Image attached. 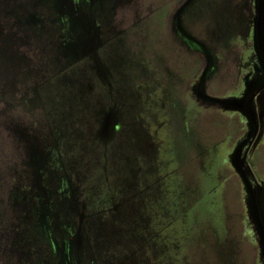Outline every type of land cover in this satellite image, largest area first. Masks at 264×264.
I'll use <instances>...</instances> for the list:
<instances>
[{
	"label": "rangeland",
	"instance_id": "rangeland-1",
	"mask_svg": "<svg viewBox=\"0 0 264 264\" xmlns=\"http://www.w3.org/2000/svg\"><path fill=\"white\" fill-rule=\"evenodd\" d=\"M43 1L0 0V264H264L239 168L258 116L248 163L264 223V92L259 111L249 102L263 75L237 95L234 66L256 0L91 6L114 101L92 61L76 62L94 51L88 28L51 24ZM194 75L224 101L188 92ZM101 127L105 145L115 142L106 155Z\"/></svg>",
	"mask_w": 264,
	"mask_h": 264
},
{
	"label": "flooded vegetation",
	"instance_id": "flooded-vegetation-1",
	"mask_svg": "<svg viewBox=\"0 0 264 264\" xmlns=\"http://www.w3.org/2000/svg\"><path fill=\"white\" fill-rule=\"evenodd\" d=\"M81 1L88 8V12L89 13L88 12H87V14L85 13L86 17H83L84 15L82 16V14H80V13L79 14L74 13L73 7L76 6V3L78 2L77 0H54L55 3L52 0H44L42 3L40 2L38 4V8H40V9L43 8V10L47 11L48 17H49L48 20L51 21V24H55V23L66 24L67 23L68 24V26H67L68 28H73V27H75V25L74 24L69 25V24L75 22L76 24H81L80 25L81 28H82L83 25L86 28H88V35L85 36L84 39H86L87 42H88V39H89V42H91L92 47H94V51H90V45L88 43L89 46L88 47L87 46L84 47V50L81 51V56L78 57L80 60L77 58L76 62L77 61L83 62L84 60H91L92 61V65H93V67H92L93 69L92 70L95 72L98 81H100V83L102 84V86H101L102 91L106 95H108V97H109V99L111 101H114L115 98H116L115 97V94L117 93L116 91H118V90H115V88H114V85H113V73L109 69L108 63L106 62V60L104 61L102 58H100L98 53H97L99 47L96 45L95 36H94L95 34H97V33L94 32V30H96L95 25L97 23V20H96L95 12H93L91 10V8H90L91 6H95V5H96L95 7L98 8V6L100 5V3L103 0H81ZM53 3H54V5H53ZM70 4H71V7L69 8ZM174 15L176 16V11L174 12ZM67 17H68V19H67ZM65 30H66L65 28H62V29L59 30V33L62 35V33H64ZM251 30H252V32H251V34H250V36L248 38H246V35L244 36V34H240L239 37H238V41H237V45H236V52H235V65H234L235 67H236V65H238L236 67L237 70L234 68L237 71V77H236L237 80H236L235 85L238 83V86H236V93L238 91H240L239 93H242V91L244 90V87H245V80H246V78L248 76H253L255 73H257V74L260 73V74L263 75V84L258 89L254 90V92L252 93V94H255V98H254V100L251 103L255 107V111H259L260 106L258 105L259 104L258 99L260 98V96H262V94L264 92V89H262L264 87V67L262 66L260 61H258V59H257L258 56H257V53L255 51V43H254V29L252 28ZM239 39H240V43L243 46L241 48L238 46ZM241 40L244 41L243 42L244 44H247L248 42H251V44L248 47H244V44L242 43ZM220 47H221V45H220ZM193 51H194V53H197L195 49ZM248 56L250 57L251 62H249L247 60ZM223 57H224V55H223ZM225 59H226V57H225ZM211 62L213 63L214 60H212ZM241 68H244L246 71L247 70H249V71L246 74H243ZM201 69H202V67L199 68V71ZM240 79H242V81H241L242 84H240ZM186 85L188 87V92L189 91L193 92V90H195L197 95H198V93L200 94V92H201V83H199V80L197 79V77L195 75L192 76V77L191 76L189 77V81H188V83ZM239 93H237V95H239ZM186 95H187L186 98H190L192 100L196 99L195 97H192L191 94L187 93ZM186 105L188 106V104H186ZM204 105H206V104H204ZM115 107L116 106H114V107H112L110 109L108 108L109 109L108 118H109L110 114L114 113L112 111L114 110L113 108H115ZM173 107H174V104H173ZM162 108H165V104H162ZM182 112L183 111H181V113ZM255 121L258 124V133H259V118H258V116L255 118ZM115 125L116 124H114V126ZM101 131H102V127H101V129L99 131V135H100V138L103 140L104 138L102 137ZM258 133H257V136H258ZM256 139H257V137H256ZM254 142H253V144H254ZM106 143L107 142L104 141V140L101 142V145L103 144L104 149H105L104 150V154L105 155L107 154L108 148L110 146H112L115 142L111 141L109 144L105 145ZM251 148L249 150V153L251 151ZM249 153H248V155H249ZM247 160H248V157H247ZM0 229H1V227H0ZM5 236L8 237L10 235L8 233ZM13 237L17 238L19 240V237L14 235V234H13ZM1 247L3 248V245ZM60 261H61L62 264H64V262L62 260H59V262Z\"/></svg>",
	"mask_w": 264,
	"mask_h": 264
},
{
	"label": "water",
	"instance_id": "water-1",
	"mask_svg": "<svg viewBox=\"0 0 264 264\" xmlns=\"http://www.w3.org/2000/svg\"><path fill=\"white\" fill-rule=\"evenodd\" d=\"M255 8H256V15H255V20H254L255 51L257 53L260 63L264 67V0H256ZM203 87H204V84H201V92H203L202 97L205 100H209L212 102L215 101L217 103L224 101V100L220 101L218 99L209 98L206 95ZM262 89H264V87ZM254 98H255V94H251L249 97V102H252ZM113 128H114V125H113ZM254 129L255 130H254L253 135L250 137V139L241 149L240 157H239V168L247 184L250 186L251 195H252L253 201L257 208L258 229L264 241V223L262 219L261 207H260V202H259V197H258V191L260 189V184L247 160L249 150L252 147L253 142L255 141L257 137V133H258V124L256 121H255Z\"/></svg>",
	"mask_w": 264,
	"mask_h": 264
}]
</instances>
